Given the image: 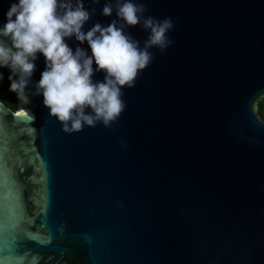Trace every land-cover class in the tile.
I'll return each instance as SVG.
<instances>
[{
	"label": "water",
	"instance_id": "95a60500",
	"mask_svg": "<svg viewBox=\"0 0 264 264\" xmlns=\"http://www.w3.org/2000/svg\"><path fill=\"white\" fill-rule=\"evenodd\" d=\"M11 2L0 0V25ZM104 2L85 0L96 8L85 31L116 18L101 14ZM135 2L173 19V44L150 50L117 121L69 134L42 95L17 97L16 112L0 102V150L5 127L25 135L24 162L0 169L32 171L20 172L23 185L0 172V264H264V121L253 108L264 0ZM126 31L141 47L149 35ZM35 63L34 82L42 54Z\"/></svg>",
	"mask_w": 264,
	"mask_h": 264
},
{
	"label": "clouds",
	"instance_id": "9594fccd",
	"mask_svg": "<svg viewBox=\"0 0 264 264\" xmlns=\"http://www.w3.org/2000/svg\"><path fill=\"white\" fill-rule=\"evenodd\" d=\"M114 11L116 18L106 26L96 22L85 31L96 13L85 0H13L0 25V68L10 71L9 90L25 101L42 95L49 114L69 134L117 121L127 106L123 89L134 88L153 62L151 49L164 53L173 44L169 33L175 25L171 17L146 16V4L135 0H105L101 14L111 17ZM137 25L149 33L142 47L126 31ZM73 37L86 42L90 54L80 46L73 50L67 43ZM38 54L45 69L34 82ZM99 72L103 80L94 81Z\"/></svg>",
	"mask_w": 264,
	"mask_h": 264
},
{
	"label": "flooded vegetation",
	"instance_id": "af4514ba",
	"mask_svg": "<svg viewBox=\"0 0 264 264\" xmlns=\"http://www.w3.org/2000/svg\"><path fill=\"white\" fill-rule=\"evenodd\" d=\"M16 99H17V95H16ZM0 102L6 107H8L1 99H0ZM15 103H14L13 108L8 107L14 112L17 111ZM6 128L7 127H5V131L8 134V138H7L8 142L7 144L3 142V148L0 150V163L2 164V162H5L6 160H8L9 162H14L16 159V156H18L19 160H22L24 162L25 152H24V149L21 147V141L25 140V135H23V133L20 132L17 126H11L10 129H6ZM10 132L12 133V135H10ZM4 140H5V137H4ZM0 172H17L19 182L21 183L22 173L20 172H32V171L30 167L20 169L19 166L16 167L14 165L12 169L3 167L2 169H0ZM21 184L23 185V183ZM25 203L27 202L25 201Z\"/></svg>",
	"mask_w": 264,
	"mask_h": 264
},
{
	"label": "trees",
	"instance_id": "16d2710c",
	"mask_svg": "<svg viewBox=\"0 0 264 264\" xmlns=\"http://www.w3.org/2000/svg\"><path fill=\"white\" fill-rule=\"evenodd\" d=\"M0 99L8 106L13 108L16 101V93L9 90L10 86V71L8 68H0ZM256 111L259 118L264 121V94L260 96L256 101Z\"/></svg>",
	"mask_w": 264,
	"mask_h": 264
},
{
	"label": "snow or ice",
	"instance_id": "6c2138e0",
	"mask_svg": "<svg viewBox=\"0 0 264 264\" xmlns=\"http://www.w3.org/2000/svg\"><path fill=\"white\" fill-rule=\"evenodd\" d=\"M16 115L19 117V116H21V115H23V113H16Z\"/></svg>",
	"mask_w": 264,
	"mask_h": 264
}]
</instances>
